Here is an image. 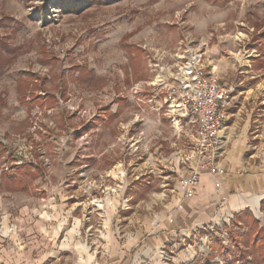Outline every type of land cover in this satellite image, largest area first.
Wrapping results in <instances>:
<instances>
[{"label":"crops","instance_id":"obj_1","mask_svg":"<svg viewBox=\"0 0 264 264\" xmlns=\"http://www.w3.org/2000/svg\"><path fill=\"white\" fill-rule=\"evenodd\" d=\"M234 25L240 28L238 23ZM243 25V29L252 27ZM258 25L262 27L256 30L259 37L254 32L252 37L264 42V17ZM218 40L201 39L207 46L206 69L221 84L240 85L222 135L220 172H203L193 197L184 195L180 181L197 166L196 159L187 160L192 142L187 120L175 127L162 114L163 108L155 110L163 105L162 97L150 103L152 88L135 95L133 88L125 87L131 81L134 90L141 88L151 80L150 73L136 71L138 77L127 78L123 72L117 81V87L122 88L112 87L107 93L119 109L115 112L109 106L110 114L121 120L122 116L129 118L125 125L120 123L127 146H131L128 152L119 153L122 138H114L113 128L107 127L102 137L97 133L93 154L74 159L75 164L82 163L78 167L70 166L71 159H64L62 154L54 158L52 175L46 177L48 211H12L7 210L6 202L0 203V264H137L140 259H153L157 250L175 240H185L183 252H191L187 247L193 246L195 237L208 233L212 240L243 215L257 220L258 212L264 215V53L246 48L250 34L237 33ZM92 76L94 71L88 77ZM36 96L41 105L30 96L25 102L22 97L21 103L31 111L35 107L49 111L58 105L55 95L47 91ZM5 106L7 102L0 104ZM100 114L93 120L97 121L96 131L109 121ZM5 157L0 181L8 176L10 183H20L29 175L36 182L43 180L36 161H22L9 153ZM70 171L77 173L76 179L72 186L64 185V176ZM93 225L101 226L96 242L102 243L96 252L84 234ZM125 225L127 230L121 235L120 228ZM7 234L12 240L9 247ZM99 249L103 258L107 251V259L100 261Z\"/></svg>","mask_w":264,"mask_h":264},{"label":"rangeland","instance_id":"obj_2","mask_svg":"<svg viewBox=\"0 0 264 264\" xmlns=\"http://www.w3.org/2000/svg\"><path fill=\"white\" fill-rule=\"evenodd\" d=\"M263 17L261 0H0V98L7 102L0 107V167L9 153L22 161H36L43 178L36 182L29 175L12 184L8 176H2L0 203L6 202L5 207L12 211H48L46 177L52 175L54 158L62 154L64 159H71L70 166L78 167L82 163L75 164L74 159L93 154L97 133L102 137L107 127L113 128L114 138H122L119 153L128 152L131 146H127L120 126L129 118H115L108 109L112 106L115 112L119 110L110 102L107 91L122 88L117 87L121 73L127 78L138 77L136 71L150 73L152 80L163 68L162 59L164 65H174L171 54L179 43L201 51L207 58L202 38L219 41L237 33L250 34L246 48H256L263 54L264 42L252 37L253 32L255 37L259 35L256 32L262 27L258 22ZM234 23H238V30ZM245 23L252 26L250 30L243 29ZM151 53L155 62L148 58ZM92 71L95 76L90 79ZM151 80L136 90L131 81L125 87L133 88L134 94L149 91ZM46 91L58 101L53 110L35 107L31 111L21 103L24 95ZM167 109L164 105L162 114ZM99 114L109 121L96 131L97 121L93 120ZM166 118L170 119L168 115ZM3 150L8 152L4 154ZM71 171L64 176V185H73L77 173ZM256 216L264 227L263 213ZM243 223L235 221L223 229L219 241L213 242L208 233L195 237L193 246L187 247L191 252H183L185 240H175L157 250L153 259H140L137 264H207L204 259L211 254L209 263L264 264V234L255 246L258 229L251 226L252 219ZM120 230L123 235L126 225ZM84 234L96 252L102 243L96 242L101 226L93 225ZM7 235L9 247L12 240ZM99 252L102 261V250ZM104 252L103 259H107ZM191 253L197 255L195 259Z\"/></svg>","mask_w":264,"mask_h":264},{"label":"built area","instance_id":"obj_3","mask_svg":"<svg viewBox=\"0 0 264 264\" xmlns=\"http://www.w3.org/2000/svg\"><path fill=\"white\" fill-rule=\"evenodd\" d=\"M171 56L174 65L170 62L164 65L162 59L163 68L156 71L153 81L147 85L153 90L149 101L155 103L154 100L162 97L163 105L155 110L160 111L168 105L165 115L175 127H181L182 120H187L192 132L191 155L187 160L196 159L197 166L191 175L183 177L180 186L184 195L191 198L203 172L211 175L220 172L218 160L223 147L222 135L240 85L221 84L219 78L206 69V55L185 47L184 42L179 43ZM148 58L155 62L152 53ZM139 136L143 137V132Z\"/></svg>","mask_w":264,"mask_h":264},{"label":"trees","instance_id":"obj_4","mask_svg":"<svg viewBox=\"0 0 264 264\" xmlns=\"http://www.w3.org/2000/svg\"><path fill=\"white\" fill-rule=\"evenodd\" d=\"M1 64H2V62H1ZM80 73H81V75H82V71H81ZM78 77L81 78L80 75H79ZM30 97L35 101L36 104H38V105L40 104V105H41L40 99H39L36 95L33 96V95L30 94ZM51 99L53 100L52 102H54V103L56 102V99H54L53 97H52ZM66 99H67V97H66ZM25 100H26V95L23 96V101L25 102ZM4 102H5V101H4V100H1V98H0V104H4ZM262 211L264 212V208H263ZM248 219H252L253 223H252L251 226H252V227H256V228L258 229V231H259V232L256 234V237H255V238H257V239H255V246H256V245H258V243L260 242V239H261L260 237H261V235L264 234V227H262V225H260V220H259V219L257 220V219H255V218L252 217V216L250 217V215H243V216H241V218L239 219L240 221H238V223H239V224H244L243 222L246 223ZM220 237H222L221 234H217V235H215L214 238L212 239L213 242H214L215 240H217V241L221 240ZM216 252H217V251H216ZM212 253L214 254V252H212ZM211 255H212V254H211ZM211 255H210V256H211ZM210 256H208L207 261L210 260V259H209ZM263 260H264V259H263ZM263 260H262V262H264ZM207 261H205L207 264H211V263H209V262H207ZM248 262H249V261H248ZM214 264H217V263H214Z\"/></svg>","mask_w":264,"mask_h":264}]
</instances>
